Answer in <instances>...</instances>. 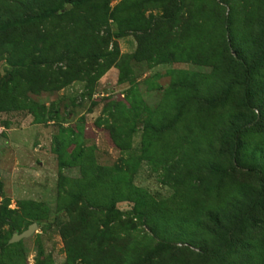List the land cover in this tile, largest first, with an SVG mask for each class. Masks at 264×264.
I'll list each match as a JSON object with an SVG mask.
<instances>
[{
  "label": "rangeland",
  "instance_id": "rangeland-1",
  "mask_svg": "<svg viewBox=\"0 0 264 264\" xmlns=\"http://www.w3.org/2000/svg\"><path fill=\"white\" fill-rule=\"evenodd\" d=\"M7 2L14 3L20 16L21 9L43 8L56 0ZM64 7V12L71 10L68 18L24 17L21 25L29 27L31 39L39 33L48 39L45 58L51 66L39 67L41 83L34 91L25 82L10 87L24 93L30 107L25 103L24 108L0 111V243L27 224L36 223L37 229L18 246L0 252V264H82L70 262L61 230L75 224L83 204L78 202L70 213L64 208L77 198L80 186L91 188L93 182H103L119 195L112 199L113 215L120 217L104 227L105 215L95 213L94 224L107 233L108 242L154 257L152 264H264V205L237 236L231 254L212 261L202 257L200 247L216 246L206 229L214 199L197 197L193 205L183 201L175 186L179 178L171 179L183 172L172 170L169 176L165 170L177 158L181 164L192 157L200 165L226 164L217 131L240 111L237 78L264 46V0H176L175 5L168 0H90ZM155 23L165 27V46L160 53L149 48L150 56L137 58L140 26ZM222 35L229 47L234 45L229 53L212 51L208 62L199 54L194 57L202 41L208 49L220 50ZM96 54L102 57H91ZM259 55L250 92L264 102V54ZM9 78L0 58V82ZM180 80H187V86L174 94L173 85ZM196 94L213 101L201 114L204 121L193 120L191 105L184 113L188 118L168 128L165 138L144 129L146 123L166 128L177 113L176 101L183 106ZM245 142V164L236 167L233 178L252 187L256 179L248 165L259 156L264 159V133H249ZM142 198L150 209L140 214L142 206L135 214V203ZM120 221L126 229L112 232ZM196 222L197 240L178 236Z\"/></svg>",
  "mask_w": 264,
  "mask_h": 264
},
{
  "label": "trees",
  "instance_id": "trees-1",
  "mask_svg": "<svg viewBox=\"0 0 264 264\" xmlns=\"http://www.w3.org/2000/svg\"><path fill=\"white\" fill-rule=\"evenodd\" d=\"M88 1L90 0H56L55 4H46L45 6L43 5V8L28 7L29 9H21V15L19 16L18 8L15 7L14 3L10 4L7 0H0V58L5 63L8 75H10L7 81L0 82V111L24 108L23 104L25 103H27V107H30L31 105L28 103L25 94H19L15 91L16 88L10 89V87L19 86L25 82L34 91L36 86L41 83V79L38 80L37 71L40 66L47 65L45 56L46 51L50 48L48 39H44L45 35L41 33L31 39L29 27L21 26L26 22L23 20L24 17H27V19L31 17L33 20L35 18L40 20L64 19L68 18L71 13V10L64 12L65 4H69L73 9L85 5ZM168 1L172 5L176 4V0ZM22 6H26V4L23 3ZM161 19L162 17L155 20L160 21ZM169 23L170 26H173V18H170ZM34 27H37V22L33 24ZM140 30L141 34L136 35L139 44L137 58L140 55L144 57L148 56L149 48L153 49L152 52L154 53H160L166 43L161 38L165 27H160L159 23H155L153 26H140ZM39 43L41 44V48L37 46ZM204 43V41L200 42V49L197 47L198 49L196 48L194 51V57L196 58L197 54L201 55L202 62H208L213 57L208 56V53L212 51L215 55L222 52L229 53L230 47L234 46L230 43L229 47L223 35L217 43V48L220 50H213L214 47L211 45L208 49ZM152 52H149V56ZM259 54H264V46L260 49ZM259 54L251 56L250 62L245 67H242V74L237 78L236 82L239 83L241 90L240 102L238 104L240 111L237 115H230V121L220 126L217 131V142L222 149L220 157L226 158V164L205 163L200 165V159L192 157L191 159L189 158L190 162H187V164H181V160L177 161V158L173 161V166L165 168L169 176L172 170L174 172L177 170L183 172L182 176L174 177L171 175L172 180L179 178L175 186L179 189L178 196L183 201L186 202L188 200L193 205L197 197L203 198L205 196L207 199H214L216 208L207 213L208 223L206 224V229L212 243L216 242V246L213 244L214 247H210L204 243L200 247L202 257L205 255L206 258L212 261L223 260L229 253L231 254L230 251L237 236L241 232H245L246 227L248 229L255 216V212L264 205V159L262 156H259V159L255 162L253 161L250 166L248 165L249 174H253L252 177L256 179L252 187L246 186V182L237 181L233 178L234 172L236 173V167H243L242 163H244L243 159L245 158L243 153L247 135L252 132L264 133V110L262 109L264 108V102L253 97L250 92L251 79L260 64L261 56ZM91 57L96 59L97 57H102V55L96 54ZM191 60H193V57H191ZM186 81L180 80L179 86L173 85L174 94L187 86ZM221 82L225 83L226 79L221 80ZM185 100L187 101L182 104L183 106H180L181 101H176V105L178 106V108L176 107L177 113L174 119L168 122L166 128L161 127L157 130L154 125L146 123L144 129L150 135H158L156 136L157 138H165L166 134H168V128L171 129L175 122L188 118L184 113H189L191 105L195 107L193 120L198 122L204 121L202 120L204 117L201 114L208 109L206 104H211L213 101L203 99L197 94ZM213 100L214 102L216 101L215 98ZM215 107L213 108L215 109ZM256 109L259 111L258 114L255 113ZM174 151L179 152L175 148ZM180 151V154H182L184 149L181 148ZM207 161L210 162L209 160ZM94 187L98 188L95 189ZM108 189L103 182L100 185L98 182H93L91 188L82 185L76 193L77 198L73 200V203L64 208L70 213L78 202H82L83 204V207L79 209V216L75 218V224L69 225V228L64 226L61 230L70 262L80 260L82 264H152L154 257H149V255L144 257L137 252L128 250L125 246H117L115 243L108 242L106 239L107 233L94 224V219H96L95 213L105 215V221H101L104 227H108L113 221L120 219V217L116 219L115 215H113L117 214V211L114 208L115 200L112 199L119 195L114 192L110 193ZM199 194L201 195L199 196ZM223 196L225 197V201H223ZM89 206L93 209L89 210ZM140 208L142 212L140 214L148 212L150 208L148 209L146 199H138L133 212L137 214ZM4 210L5 208H3ZM61 210L63 208L59 211ZM92 210H96L97 212ZM3 217L2 220L6 223V219H3ZM119 223L121 225L116 227L117 231L112 232L117 233L118 228L120 230L126 229L125 221H120ZM27 225L29 226V224ZM195 226H197V222L195 225L188 223L183 227L178 236L186 238L188 242L197 240V234L194 231ZM111 229L114 230L115 227H111ZM9 240L7 239L4 243H0V252H5L6 249L19 245V242L9 244ZM183 252L187 253L186 249H183Z\"/></svg>",
  "mask_w": 264,
  "mask_h": 264
},
{
  "label": "water",
  "instance_id": "water-1",
  "mask_svg": "<svg viewBox=\"0 0 264 264\" xmlns=\"http://www.w3.org/2000/svg\"><path fill=\"white\" fill-rule=\"evenodd\" d=\"M37 229L36 223H31L24 231L21 233H15L12 235L11 239L8 241L9 244L17 243L23 239L29 238Z\"/></svg>",
  "mask_w": 264,
  "mask_h": 264
}]
</instances>
